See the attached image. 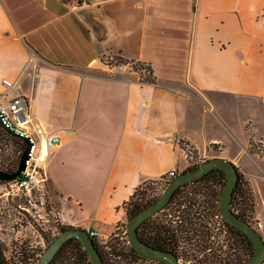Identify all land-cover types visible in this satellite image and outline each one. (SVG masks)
<instances>
[{"label": "crops", "instance_id": "1", "mask_svg": "<svg viewBox=\"0 0 264 264\" xmlns=\"http://www.w3.org/2000/svg\"><path fill=\"white\" fill-rule=\"evenodd\" d=\"M18 95L60 137L46 171L65 222L111 237L140 185L183 169L184 143L234 161L245 116L264 119V0H0V99Z\"/></svg>", "mask_w": 264, "mask_h": 264}, {"label": "rangeland", "instance_id": "2", "mask_svg": "<svg viewBox=\"0 0 264 264\" xmlns=\"http://www.w3.org/2000/svg\"><path fill=\"white\" fill-rule=\"evenodd\" d=\"M116 56L108 59V61L117 63ZM129 66L135 70L133 64ZM136 66L138 67L136 70L138 76L146 77L148 75V70L140 68L139 64ZM228 103L236 104L231 100ZM243 111L245 115L248 112L246 108ZM243 134L244 137L240 138L239 143H229L226 150L229 149L231 153H236L233 162L250 181L255 210L248 217L254 221L259 219L257 209H262L264 215V119L256 123L251 117L245 116ZM185 145H188V143L183 144L184 149H186ZM220 145L217 143L210 145L208 150L202 153L195 151L193 153L188 152L187 155L184 151V165L179 174L188 167L198 166L203 161L215 157L217 153L222 154L223 152H218L223 150ZM190 146L193 147L192 145ZM0 147V168L16 166L21 141L0 134ZM167 184L162 178L151 180L143 188L139 189L136 199L143 197L145 193H161ZM191 188L193 187H189V189ZM13 190L12 181L0 180V249L10 264H25V261H28L29 264L33 262L35 264L42 252L62 232L64 227L68 225L76 226L65 222L62 216L61 198L50 183L49 178L43 183L42 189L36 187L31 194L22 190L17 191L16 188ZM127 223L128 220L122 223L120 228L115 231L118 233L117 240L121 244L125 241ZM258 231L260 232V230ZM260 234L264 239V235ZM121 236L124 237L122 238ZM111 237H108V241H110ZM183 240V245L187 247L195 241ZM99 243L100 245L104 244L103 242ZM191 247L194 246L192 245ZM103 251L109 256L107 253L108 248L103 246ZM197 255V252L193 250L183 253V256L190 259L192 264H205L198 259ZM118 263L145 264L144 261H134L132 259L126 261L121 259Z\"/></svg>", "mask_w": 264, "mask_h": 264}, {"label": "flooded vegetation", "instance_id": "3", "mask_svg": "<svg viewBox=\"0 0 264 264\" xmlns=\"http://www.w3.org/2000/svg\"><path fill=\"white\" fill-rule=\"evenodd\" d=\"M163 191L143 194L142 209L154 203ZM205 193L187 187L175 190L162 210L142 222L143 242L173 252L177 259L184 252L193 250L205 264H241L245 259L244 234L224 222L221 214H217L220 198L214 199L211 194ZM152 227L156 230L153 234ZM183 239L195 240L192 243L194 247L191 244L184 246Z\"/></svg>", "mask_w": 264, "mask_h": 264}, {"label": "water", "instance_id": "4", "mask_svg": "<svg viewBox=\"0 0 264 264\" xmlns=\"http://www.w3.org/2000/svg\"><path fill=\"white\" fill-rule=\"evenodd\" d=\"M0 124L12 135L20 137L26 142L17 169L14 172H6L0 169V179L11 180L18 177L25 170L27 159L30 156L32 142L29 136L21 134L6 124L1 114ZM217 168L222 169L226 176V182L220 199L221 215L226 222L243 231L254 245L253 254L242 264H262L264 262V239L252 224L237 216L231 208L233 191L237 185L239 174L235 163L223 156L211 157L195 168L178 174L167 184L162 195L154 203L132 216L127 225V235L131 246L144 256L162 260L166 264H177L178 259L173 252L154 248L143 242L138 235V227L148 217L162 210L174 191L180 188V186L200 179L211 170ZM73 237L78 238L82 242L92 264H105L101 253L95 245L94 239L90 236L87 229L82 227H70L63 230L42 252L35 264H50L66 241Z\"/></svg>", "mask_w": 264, "mask_h": 264}, {"label": "trees", "instance_id": "5", "mask_svg": "<svg viewBox=\"0 0 264 264\" xmlns=\"http://www.w3.org/2000/svg\"><path fill=\"white\" fill-rule=\"evenodd\" d=\"M115 58L118 61L117 64H122V63L133 64V67L135 70H137L138 68L136 65L139 64L140 68H145L146 70H148V75L146 77H141L140 80L149 81V82L155 81V77L153 76V70L150 65H146L142 62L131 60L123 56H119V55H117ZM0 134H4L7 137L9 136L12 138L19 139L21 141V148L18 154L17 165L14 167H10V168H3V169L0 168L1 170L6 171V172H14L18 167L21 154L24 151L25 146H26V142L22 138L12 135L1 124H0ZM195 167L196 165L188 167L184 171L191 170ZM237 170H238L239 178L237 180V185L235 186L234 191H233L231 208L237 216L248 221L251 224L252 220L248 216L250 213L254 212L255 202H254V198L252 197L250 181L238 167H237ZM11 180H7V181H11ZM148 182H145L142 185H140V187H138L134 191L131 198L125 202L128 221L132 216H134L136 213L142 210V206H143L141 203L142 197L136 199V196H137V192L139 191V189L143 188V186H145ZM225 182H226L225 172L222 169L217 168V169L211 170L210 172L205 174L200 179H197L193 182L186 183L180 186V188H178L177 190L182 189L183 187H187V188L193 187L191 189L203 190L204 192H206L205 193L206 195L211 194V196L214 199H219V198L221 199V193L225 185ZM196 183H198V185H195ZM217 209H218L217 214L220 215L221 210L220 208H217ZM221 218L223 219L222 215H221ZM224 222L226 221L224 220ZM70 227L72 226L68 225L67 227H64L62 231ZM119 228L120 226L118 227V229ZM142 228H143V223L138 227V235L140 239L144 241L141 235ZM235 229L239 232L241 231L240 229L236 227ZM155 232L156 230H154L152 227L151 234ZM241 232L244 234V237H245V259H244L245 261L253 254L254 245L252 241L250 240V238L243 231ZM117 236H118V233L115 232L114 235L111 237L110 241L107 240V243H104L103 245H100L99 241L95 237H92L94 239L96 247L98 248L99 252L102 255V258L105 264H119L118 261H120L121 259L124 261L129 260V259H132L134 261L141 260V261H144L145 264H166L162 260L150 258V257L144 256L140 254L139 252H137L131 246L129 242L128 235H127V226H126L125 241L123 242V244H121V242L117 240L118 239ZM121 237L123 238L124 236H121ZM151 238H153V235H151ZM103 246L105 248H108L107 253L109 254V256H107L105 252L103 251ZM146 260L151 261V262L148 263ZM152 260L155 262H152ZM0 264H10V262L5 258V255L3 254L1 249H0ZM25 264H29V262L25 261ZM31 264H34V262ZM50 264H92V262L82 242L78 238L73 237V238H70L68 241H66V243L61 247V249L58 251V253L56 254V256L54 257V259L51 261ZM120 264H124V263H120Z\"/></svg>", "mask_w": 264, "mask_h": 264}, {"label": "built area", "instance_id": "6", "mask_svg": "<svg viewBox=\"0 0 264 264\" xmlns=\"http://www.w3.org/2000/svg\"><path fill=\"white\" fill-rule=\"evenodd\" d=\"M4 84L12 86V81L4 79ZM0 114L4 118L6 124L14 128L16 131L30 137L32 148L30 156L27 159L25 170L20 173V176L11 180L13 182L14 190L25 191L31 194L36 187L43 188V183L49 178L46 171L48 147L59 142L60 137L54 134H46L44 129H33L32 115L29 106V99L25 95H18L8 102H3L0 99ZM43 132V133H42ZM40 133L43 134L41 139L38 137ZM185 153H193L194 148L189 144L185 145ZM179 174L177 168L168 170L160 178L170 182ZM42 186V187H41ZM13 190V191H14ZM257 230L263 227V223L256 219L251 223ZM91 237H95L99 242L107 243L108 237L98 228H88ZM177 264H192L190 259H187L183 254L179 255ZM264 264V262L262 263Z\"/></svg>", "mask_w": 264, "mask_h": 264}]
</instances>
